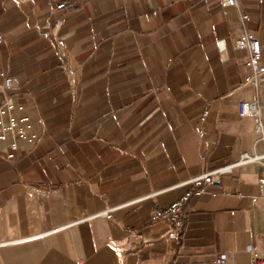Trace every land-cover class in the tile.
<instances>
[{
    "label": "crops",
    "instance_id": "obj_1",
    "mask_svg": "<svg viewBox=\"0 0 264 264\" xmlns=\"http://www.w3.org/2000/svg\"><path fill=\"white\" fill-rule=\"evenodd\" d=\"M236 2L0 0V69L45 124L13 162L0 144V264H250L264 251L259 165L193 195L178 241L150 218L180 182L254 146L238 103L264 112V79L244 83L231 41L246 13L264 65V0Z\"/></svg>",
    "mask_w": 264,
    "mask_h": 264
},
{
    "label": "built area",
    "instance_id": "obj_2",
    "mask_svg": "<svg viewBox=\"0 0 264 264\" xmlns=\"http://www.w3.org/2000/svg\"><path fill=\"white\" fill-rule=\"evenodd\" d=\"M224 7H237L236 0H221ZM65 6L64 2L56 5V9ZM241 29L239 34L231 41L233 50L238 53L237 58L242 60L249 69V75L245 84H251L258 88L264 79V65L261 63V46L257 37L247 30L244 23L248 20L246 13H240ZM2 35L0 34V43ZM61 47L63 42L58 41ZM0 144L6 149L3 152L5 159L13 162L16 160L18 151L22 144L32 146L38 140L44 130V120L37 111H30V100L15 99L14 96L21 92V86L15 85L11 76L0 69ZM207 110L199 116V122H203L207 116ZM237 115L240 118H251L254 120V146L250 150L241 151L238 156L226 164L205 170L199 174L190 176L178 185L186 186V191L171 202L168 206L155 208L151 211V220H162L168 226L167 237L178 241L183 230V206L193 195L201 194L205 188L218 187L224 176L231 175L237 168L245 165H259L261 171L258 177V194L252 201L264 199V112L258 100H242L238 103ZM201 134L202 131H199ZM259 145V146H258ZM159 192H148L127 201L108 205L103 210L96 212L88 218L110 217L111 214L122 207L154 197ZM217 264H226L227 255L221 253L216 258ZM250 264H264V251L253 252Z\"/></svg>",
    "mask_w": 264,
    "mask_h": 264
}]
</instances>
